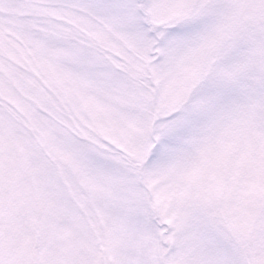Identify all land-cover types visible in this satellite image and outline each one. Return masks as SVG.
<instances>
[{
    "label": "snow or ice",
    "instance_id": "obj_1",
    "mask_svg": "<svg viewBox=\"0 0 264 264\" xmlns=\"http://www.w3.org/2000/svg\"><path fill=\"white\" fill-rule=\"evenodd\" d=\"M0 264H264V0H0Z\"/></svg>",
    "mask_w": 264,
    "mask_h": 264
}]
</instances>
